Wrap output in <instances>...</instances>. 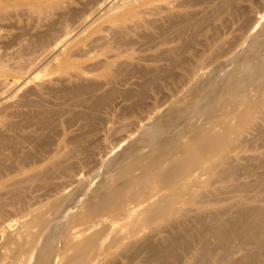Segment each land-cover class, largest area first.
Wrapping results in <instances>:
<instances>
[{"label": "bare ground", "instance_id": "1", "mask_svg": "<svg viewBox=\"0 0 264 264\" xmlns=\"http://www.w3.org/2000/svg\"><path fill=\"white\" fill-rule=\"evenodd\" d=\"M37 1L0 0V16L15 12L34 20L35 15L53 18L30 40H22L19 52L13 48L18 53L16 59L22 61L13 65L8 56L0 57V181H11L16 191L9 201L0 198V214L8 207L19 214L18 229L11 231L12 226H8L0 242V264H112L118 258L151 264L163 262L175 250L190 253L192 260L184 264H196L192 261L202 253L195 248L194 239L207 230V219L202 216L216 204L208 199L197 207L202 185L229 181L239 173L233 157L238 158V150L246 149L242 138L255 122L264 121V32L259 25L250 27L255 0H117L111 6H107L110 0ZM76 31L85 48L75 51L88 64L78 69L76 62L67 60L61 74L70 81L97 74L95 83L81 82L67 92L87 94L77 105L70 103L75 96L67 100L71 107H81L78 113L65 108L67 101L60 109H49L45 102L31 98L37 94L30 88L13 104L1 102L11 89L8 80L25 72L38 54L55 52ZM214 68L219 77L209 82ZM47 69H54L52 63ZM65 80L64 93L68 89L63 85ZM162 88L169 90L175 102L156 116L159 101L150 110L146 100L155 98ZM188 99L191 102L182 106ZM145 117L154 118L135 138L121 143L116 155L106 158L110 170L106 166V170L100 169L104 170L98 172L100 175L106 171L101 181L95 179L98 184H83L85 187L80 181L82 187L79 184L76 191L77 182L76 192L70 189L67 196V181L59 179L74 165L75 161L66 164L67 156L82 143L75 137L74 141L67 139L69 130L77 125L75 121L90 120L91 125L99 124L101 131L109 134L121 133L134 119ZM59 121L61 129L56 131L54 123ZM51 128L59 132L53 144H44L45 137L43 142L37 141L43 134L47 137L45 132ZM20 132L22 140L18 142ZM87 146L81 152H86ZM248 159L250 165L252 159ZM45 163L49 167H44ZM263 173L256 179L262 188ZM49 175L57 181H48ZM52 184L54 189L46 191ZM249 188L244 185L240 192ZM53 191L59 196L44 203ZM249 201L254 204L240 200L235 212L230 208L213 214L211 220L219 226L212 232L218 239L217 249L207 253L205 264H226L231 252H241V247L235 246L218 252L233 236L226 232V222L220 223L223 215L230 212L245 232L264 228V197ZM259 201L261 204H255ZM260 248L256 246L254 254Z\"/></svg>", "mask_w": 264, "mask_h": 264}, {"label": "rangeland", "instance_id": "2", "mask_svg": "<svg viewBox=\"0 0 264 264\" xmlns=\"http://www.w3.org/2000/svg\"><path fill=\"white\" fill-rule=\"evenodd\" d=\"M21 1H23L24 3H29V2L37 3L38 2L37 0H21ZM40 1L48 3V4L60 2V0H40ZM115 2H117V0H110L108 2L107 6H111ZM255 2L256 3L253 5V8H254L255 12L250 16L252 18L251 21L252 20L254 21V19H255V21H254L255 23L252 21L253 22V25H252V22H250V27H253L254 25L255 26L259 25L260 29L262 30V32H264V29H263L264 26L262 25V24H264V0H255ZM260 12H262V13L259 14ZM12 14H14V15H10L9 13H6V14H2L0 16L2 18V20H0V32H1L0 33V57H3V56L6 55V56L9 57V58L6 57V59L8 61H10L11 63L12 62L14 63L17 60L15 63H18V62H20L22 60L19 59V58L16 59L17 56H18V53H15L14 51L15 50L17 52L20 51V49L22 47V40H23V42H24L25 39L30 40L32 38V36H34L37 32L42 31V29H44L43 26L45 25V23H49L51 20H53V18H50L49 20H47L43 16L39 17V16L35 15V16H33V17H35V20H36L35 21L31 17L29 18V17H26L24 15H17L15 12H13ZM10 16H12V17H10ZM14 16H16V17L14 18ZM7 18H8V20H7ZM249 20H250V18H249ZM8 25H10L9 28H8ZM12 25H14V26H12ZM22 26L23 27L25 26V27L23 28ZM15 27H17V29ZM20 29H22V30H20ZM24 30H25V32H24ZM28 31H30V32H28ZM22 33L23 34L27 33V34H25V36H24V35H22ZM4 34H6V35H4ZM17 34L21 35V36L20 35L18 36L20 38L16 37ZM29 34H31V36ZM77 34H78L77 31L73 32L67 38V40L61 46H59V48L55 52L50 53V55L47 54L49 52L44 53V54H42V53L38 54L37 60H35L33 65H31L29 68H27V70L25 72H23L22 74H19V76L14 78V79L8 80L7 81V83L9 84V88L8 89H10V88L11 89L7 93L8 97L2 98L1 102H4L6 104H11V102H12V104H13V102L20 100L19 97H21V95L19 96V94H21V93L23 94L24 92H25V94H27L26 90L28 92V91H30V89H31L30 92H35L34 94H37V95H34L32 93L34 96H31V98L35 99V100H39V101L45 102L49 109H51V108H53V109L62 108L63 107V103H65V101L70 99L71 98L70 96H75V97H74V99H70L71 102L67 101L66 104L68 102H70V103L73 102L74 104L77 102V104H78V103H80L79 100L82 99V97L84 98V96H85V98H86L87 94L86 95H84V94L83 95H70V94L68 95L67 92L69 93V91H70L69 88L72 89L74 85L76 87H78L77 85L81 84V82H82V84L86 83L88 85L90 83H95L97 80H95L94 78L96 77L97 74H94V75H86L85 74V77L81 81L78 80L79 82L77 80L76 81L75 80H73V81L65 80V77H63V75L61 74V72L65 68V63H66L65 61H67V60H73L74 62H76V64H77L76 68H78V69L79 68L82 69L81 68L82 66H85V65L88 64V63H86L84 61V58H80L79 52L76 53V51H75L76 49H78L80 51V50H83V48H85V45L80 44V40H79V38H77V36H78ZM16 38H18V40ZM8 39H10V40H8ZM13 40H14V44L10 43ZM2 42H5V43L9 42V44L5 45ZM10 44H12V45H10ZM4 46H6V47H4ZM7 46H8V48H7ZM18 46H19V48H18ZM81 46H82V49H81ZM13 48H15L14 51H13ZM8 52H9V54H11V56L8 54ZM13 52L16 54L15 55L16 57L14 56ZM4 53H6V54H4ZM39 56H41V57H39ZM10 58H11V60H9ZM47 59H49V60H47ZM15 63L13 65H15ZM51 63H52V66H53L54 69L48 70L47 68H49V65ZM235 66H236V64L233 65V66H230L229 70L233 69ZM215 73H217L218 75L214 76ZM219 73L220 72H215V68H214V70H212L210 72V74H209V75H211V77L208 79V81L211 82L214 79H216L217 76L219 77ZM203 75H205V73ZM220 78H221V76H220ZM62 80H65V83H63L64 87L68 88V89L66 88L68 91L65 90L66 93H64V88L62 87ZM11 83H13V84H11ZM45 84H47V85L45 86ZM12 85H13V87H11ZM41 85H43V90L42 91H40V89L42 88ZM32 87L34 89H32ZM46 87H47V89H46ZM58 88L59 89L61 88V89L59 90ZM54 89H55V91H54ZM50 90H52L53 93L50 92ZM62 90H63V93H62ZM58 92H61L62 95L63 94L64 95L67 94V95L61 97L62 96L61 93H58ZM15 93H17L16 96H14V98H11V95L13 96V94H15ZM43 93H45V94H43ZM88 93H89V91H88ZM162 93H164L166 95H164ZM17 96H19V97H17ZM22 96L24 97V95H22ZM67 96H69V98ZM154 96H155V98H153V96H149V98L146 100V106H147L146 108L150 109V110L154 109L155 108L154 107V104H155L154 102L155 101H159V105H158L157 112H156L157 114L155 113L156 116L162 114V112L164 113L168 109V107H170L172 105V103L175 102L174 100H172L171 96L169 95V90L168 89L162 88ZM88 97H89V94H88ZM77 99H78V101H77ZM188 101L189 102L183 101L181 103V105L183 106L186 103L189 104L191 102L190 99H188ZM59 103H61L62 106ZM77 104H75V105H77ZM71 105L68 103V106H66V107L64 106V107L66 109L70 108V109L75 110L74 113H78L81 110V107H75V106L71 107ZM181 105H179V106H181ZM0 107H2V106H0ZM143 113L145 114L146 111L143 112ZM76 115L77 114H74L73 116H71V118L76 116ZM103 116L105 117V115H103ZM147 117H145L142 120L141 119H134L133 125L122 129L121 133H116V132L113 133L112 132V133H109V134L103 133L101 131V129H100V125L99 124H92L93 125L92 126L91 125L92 122L90 120L75 121V123L77 125L69 130V133L67 135V139H69V140L72 139L73 140L72 137H75L74 140H76V139L79 140L80 139L81 141H79V142L84 143L85 142L84 140H86V142H85V144H82V143L79 144V146L75 148V151H74L73 154L71 152L69 153V156L72 154L71 155L72 158H70L71 156L70 157L67 156L68 157L67 158L68 162L66 164L68 166H70V163L72 165V163L74 161L75 162H74V165L71 166L72 168L70 167L71 170L66 174V176L63 179H59L60 181H63L62 183H64V181L65 182L67 181V183L65 185L66 188H65L64 192L68 191L71 194L72 192H70V189L72 190L76 186L77 182H79L77 184V187H78V185L80 184V181L83 182L82 186H84L86 184H88L90 186H93V185L95 186L96 184H98L99 182H97V181H101L100 177L103 176L106 173V171H105V173L103 175H100L98 172H100V173L102 172L103 173L104 170H106V169H104L105 166L107 168V171L110 170V168L108 167V164H109V160L108 159L112 158V156L117 154V151H119L120 148L122 147L121 143L122 144H123V142L126 143L132 137L135 138L134 135H137L138 132H140V130H142L145 127V125L147 126L154 118L153 117V118L149 119ZM67 119L68 118H65L64 121H66ZM15 121H17V120H14L13 123H15ZM60 121L54 123V127L55 128H53V129H55V130L56 129H61V126H60L61 122ZM18 122H20V120H18ZM57 123H58L59 126L57 125ZM83 124H85V125H83ZM131 124H132V121H131ZM81 125H82V127H81ZM51 126H53V125H51ZM256 126L259 129L256 128ZM260 126H262V127H260ZM115 127L119 128L120 125L117 123V125ZM140 127H142V128H140ZM79 128H83V129L79 130ZM130 129L132 130V132L129 133V131H131ZM252 129L250 130L249 133H247L242 138V139L246 140V141L244 140V142H243L246 145V149L242 150V151H241V149L238 150V152H237L238 158L237 157H233V164H234L235 167L238 168V172L239 173L235 177L230 178L229 181L225 180V181H223L221 183L212 184V182L206 181L202 185V188H201L203 191L199 190L200 193L198 194L197 201H196L197 202V207H199L200 204L203 203V201H208V199H211L213 202H216V204L211 209V211L207 212L204 216H202L205 219H207V223H206L207 224L206 225L207 228L206 229L208 231L205 230V233L203 235L196 236L195 239H194L195 248L196 249L199 248L198 251H200L202 253V255L201 256H196V259H194V261H192L193 263L195 262L196 264H205L207 253L212 251V250H216L217 249V241H218V239L215 236H212V232H213V230L215 228H217L219 226H217L218 224L216 225V224H214L212 222L211 219H212L213 214H215L218 211H226V210H228L230 208H232L231 210L233 212H235L238 209L237 203L240 200L245 201V202H249L250 204H254V202L249 201V199L263 198L264 197V187L262 188L260 185L258 186V183H260V182L256 181L258 175H260V174H262L264 172V163H263L264 162V155H263V153H264V121L255 122L252 125ZM52 130L50 131L48 129V131L45 132V135L48 133L47 135L52 138L51 141H49L50 137L47 140L46 138L48 136L46 137V136H44V134L42 136H40L41 139L39 137L40 140L38 139L37 141L43 142V141H41L42 137L43 138L45 137V139H43V140H45L44 144H49V143L53 144L55 142L54 140H56L57 135H58L59 132L55 133L57 130L56 131L53 130L54 132ZM262 131H263V133L261 134L260 132H262ZM82 133H84V135ZM10 134L13 135L12 133H10ZM78 134L79 135L82 134V135H80L78 137ZM112 134H114V135H112ZM19 135L21 136V132H20ZM76 135H77V137H76ZM259 135L261 136V138H259L260 137ZM20 136H18L17 139H19ZM111 136H113L114 138L111 137ZM255 136L258 137V138H256ZM101 137H102L103 140L101 139ZM20 138L21 139H19V141L17 140L18 142H21L22 136ZM82 139H83V141H82ZM93 139L95 140V143H92V142H94V141H92ZM111 139H113V142L111 141ZM253 139H255V140L252 141ZM46 140L49 141V142L46 143L47 142ZM87 140H89V141L91 140V141L88 142ZM247 140L248 141L250 140V141L248 142ZM88 143L89 144L91 143L90 145H92V146L90 147ZM250 143H252V145ZM261 143H262L263 147L259 145ZM87 145L89 146V148H88ZM85 146H87V148H85V149L88 152L87 151L86 152L85 151L81 152V150H84L83 147H85ZM250 146H251V148H250ZM72 147H73V145H72ZM118 147H119V149H118ZM79 149H80V151H79ZM77 151H79V152H77ZM81 153H83V156H81ZM88 153H92L93 156L91 154H89L90 156H92V157H90L88 155ZM76 155H77V157H76ZM108 156H110V157L107 159L108 160V163H107L106 162L107 161L106 158ZM257 156H259V157H257ZM244 158H247V159L244 160ZM248 158L252 159V162L250 163V165H248V163L246 161V160H249ZM257 158H259V159L257 160ZM259 162L260 163L262 162V165ZM103 163H105V165ZM252 164H254V166L256 164L259 167L258 168H257V166L254 167ZM103 165H104V167H103ZM43 166L44 167L45 166L49 167V164L45 163ZM100 169H104V170L100 171ZM245 169L248 170V171H246ZM250 169H251V171H250ZM252 169H254V171ZM243 172H244V174H243ZM240 174H243V176L240 175ZM263 175H264V173H263ZM52 177L53 176L49 175V177H48L49 180L48 181H55L56 182L57 180L56 179L55 180L52 179ZM237 178H238V180H237ZM95 179L97 180L96 181L97 183H95V181H93ZM233 179H235V180H233ZM10 183H11V181H0V198L3 199L2 200L3 202L4 201H9V199H11L16 194V191L14 189H12V187L10 186ZM239 185L241 187H243L244 185H249L252 188L251 189L249 188V190L246 191V192H242V191L240 192L241 187H238ZM80 186H81V184H80ZM77 187L75 188L76 191L79 190V188H81V187H78V189H77ZM51 188L54 189V185L53 184L46 191L49 192V190H51ZM75 189H73V190L75 191ZM236 189L239 190V191H237ZM235 190L237 192H235ZM259 191H262V192H259ZM68 192H66V195L68 194ZM75 192H73V193H75ZM221 192H223V193H221ZM55 196L56 197L59 196V194L56 191L50 192V197L47 200H44V203L49 204V201L51 199L53 200L54 198H56ZM218 198H220V200ZM225 198L227 200H224ZM229 198H231V199H229ZM52 200L50 201V203L53 202ZM231 201H232V203H231ZM233 201H234V203H233ZM255 204H261V202L259 201V203H255ZM236 206H237V208H236ZM231 215L232 214L230 212L227 215H223L221 220H220V223H225L226 222V224L228 225V227L226 228V232L228 234H230V235L233 234V236L230 238V240L227 241L226 247L224 249H218V252L219 253H223L224 250H226V249H228V248H230L232 246H235L237 248L241 247V252H239V253H237L235 255H232V252H231V254L229 256V260L227 261L226 264H235L236 262H239V261H243L245 263H250V264H253V263H255V264H264V228L254 227L250 232H245L244 228H243V225L240 222L233 221L232 218H231ZM18 216H19V214L15 211V209L10 208V207L5 208L4 212L0 214V233L3 232V236H0V242L4 238V233H7L9 231V229L7 228L8 226L9 227L12 226L11 229H10L11 231H15V230L18 229V226H19V223H18L19 218H18ZM1 228H4V229H1ZM3 230H5V231H3ZM164 235L166 237L168 236L167 233H165ZM208 237H209V239H206ZM204 239H206V240H204ZM256 246H261L260 252L258 254H254V252H255L254 249H255ZM177 253H178V255H177ZM191 260H192V258H191L190 253H186V252H183L181 250L180 251L179 250H175V251H172L171 254H169V256H168V258L166 260H163V262L166 261L165 263H163L162 260L161 261H159V260L157 261L156 260V261L151 262V264H184V263H187V261H191ZM141 262H142V260H137V261H134V262L133 261L130 262V260H128V259L122 260L121 258H118V259L114 260L112 264H119V263L120 264H143ZM63 263L64 262H62V264ZM189 264H191V263H189Z\"/></svg>", "mask_w": 264, "mask_h": 264}]
</instances>
